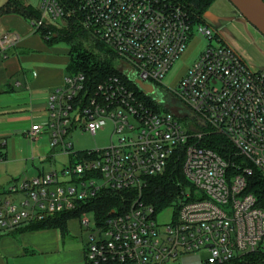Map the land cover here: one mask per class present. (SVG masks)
<instances>
[{
	"label": "built area",
	"instance_id": "obj_1",
	"mask_svg": "<svg viewBox=\"0 0 264 264\" xmlns=\"http://www.w3.org/2000/svg\"><path fill=\"white\" fill-rule=\"evenodd\" d=\"M38 9L39 17L28 21L36 34L49 39V25L78 17L115 54L119 75L90 97L81 96V74L65 77L51 94L48 122L25 135L34 141L46 131L50 150L73 161L60 172L0 187V237L56 214L84 211L101 194L124 193L125 203L108 215L89 210L78 217L89 232L85 264H171L202 250L209 254L202 264H226L264 254V210L247 192L255 172L264 179V68L249 69L217 31L195 24L171 0H40ZM194 35L205 46L171 89L164 80ZM18 43L16 34L6 33L0 52ZM136 81L152 86L154 95L144 94ZM165 95L188 109L187 122L164 109ZM81 120L80 129L92 136L111 122L117 143L73 152L69 127ZM210 136L224 138L234 152L225 157L204 146ZM173 159H180L190 187L167 207L174 213L163 226L156 218L167 208L157 212L143 191ZM89 213L94 227L84 218Z\"/></svg>",
	"mask_w": 264,
	"mask_h": 264
},
{
	"label": "crops",
	"instance_id": "obj_2",
	"mask_svg": "<svg viewBox=\"0 0 264 264\" xmlns=\"http://www.w3.org/2000/svg\"><path fill=\"white\" fill-rule=\"evenodd\" d=\"M6 33L16 34L19 43L16 47H7L0 52V149L6 148L7 142L13 140L10 151H0L2 157L0 163L19 164L27 162L20 147L24 142L23 138L27 139L25 133L33 125L44 126L48 122L49 98L64 84L65 68L69 62L66 53L69 51L48 46L43 38L33 31L28 21L15 14L0 16V37ZM32 142L36 143L33 147L35 157L41 162L50 161L53 152L47 151L48 133L43 132ZM38 172L39 175L43 174L41 171ZM78 225V218L67 222V234L71 235L68 240H65L66 236L63 237L56 229L35 231L19 229L20 231L2 236L0 264H32L41 257L61 255L69 246L74 245L72 234L76 233L70 232L69 229L75 227L79 230ZM82 260H84L82 257L77 258V262Z\"/></svg>",
	"mask_w": 264,
	"mask_h": 264
},
{
	"label": "trees",
	"instance_id": "obj_3",
	"mask_svg": "<svg viewBox=\"0 0 264 264\" xmlns=\"http://www.w3.org/2000/svg\"><path fill=\"white\" fill-rule=\"evenodd\" d=\"M182 8L195 24H206L205 14L216 0H171ZM15 14L29 21L37 19L39 9H32L24 5L22 0H7L1 7L0 15ZM44 32H50L51 37L45 39L48 46L64 43L69 47V62L65 68V77L81 74L85 77V93L81 96L95 95L98 86L107 78L119 75L118 60L115 54L98 38L87 30L78 17L66 20L62 25H49ZM204 146L213 149L222 156L232 154L234 149L222 137L210 136ZM1 148V147H0ZM189 184L181 173L180 159L170 161L163 174L150 178L143 191L144 201L155 208L157 212L173 204L180 189H187ZM247 192L253 194L258 206L264 210V179L258 172L248 180ZM124 193H104L84 211L74 213L65 212L46 218L44 221L30 224L20 230L35 231L56 229L67 236V222L80 217L85 211L93 210L99 216L108 215L114 209H119L125 202ZM19 230V231H20ZM18 231V230H17ZM226 264H264L262 252L250 253L236 258Z\"/></svg>",
	"mask_w": 264,
	"mask_h": 264
},
{
	"label": "rangeland",
	"instance_id": "obj_4",
	"mask_svg": "<svg viewBox=\"0 0 264 264\" xmlns=\"http://www.w3.org/2000/svg\"><path fill=\"white\" fill-rule=\"evenodd\" d=\"M22 1L25 6L38 10L40 0ZM6 2L7 0H0V10ZM204 17L206 24L224 38L226 44L241 57L249 69L260 70L264 68V38L239 15L236 9L231 6L227 0H216V2L208 9ZM55 46L63 51H69L68 45L64 43H58ZM204 46V40L194 35V38L190 39L188 42L185 52L178 58L170 73L165 78L164 84L169 88L174 89L179 79L184 75L193 60L196 58V55L204 48ZM66 57H69L68 53H66ZM163 107L167 111H170L177 117L183 119L184 122H187V120L190 119L188 109L179 101L170 98L168 95H165L164 97ZM83 122L84 120H81L69 127L68 140L73 145V152L94 151L96 149L102 150L110 147L111 143H117L118 137L113 134L111 122H105L102 130L98 131L94 136L80 129L79 126H81ZM23 141L24 142L20 147L24 152L23 158L27 162L24 161L19 164L10 162H7L6 164L4 162L0 163V187L7 184L11 179H18L21 181L24 179L36 178L39 175L38 171H41L43 174H50L54 170L60 172L64 167H69L73 161V156L63 155L56 152L52 154H55V156L54 158L52 157L50 161L46 160L41 162L39 161V158L35 157V151L33 148L35 147V142H32L28 138H23ZM12 142L13 140H9L7 142V147L0 149V151H10L12 148ZM44 147L47 149L46 145ZM49 150L48 147L47 151ZM69 180L70 178H65L63 179V182H68ZM173 213L174 208L165 209L157 216V224L163 226L169 224ZM93 215L94 214L89 213L84 217L90 221V227H94L95 225ZM75 223L76 222H74V224ZM78 227L80 228L79 225ZM69 231L76 233L72 234L74 237L72 239L74 245L69 246L61 255L41 257L40 260L33 262L32 264H85V260L77 262V258L79 259V257H82V259H84L83 253L89 232L81 228L77 230L75 227L74 229H69ZM70 237L71 235L67 234L65 240L70 239ZM208 255L209 254L206 250L194 254H185L179 256L174 262H171V264H202Z\"/></svg>",
	"mask_w": 264,
	"mask_h": 264
},
{
	"label": "water",
	"instance_id": "obj_5",
	"mask_svg": "<svg viewBox=\"0 0 264 264\" xmlns=\"http://www.w3.org/2000/svg\"><path fill=\"white\" fill-rule=\"evenodd\" d=\"M239 15L264 38V3L261 0H227ZM136 86L146 95H153L154 89L148 84L136 81Z\"/></svg>",
	"mask_w": 264,
	"mask_h": 264
}]
</instances>
